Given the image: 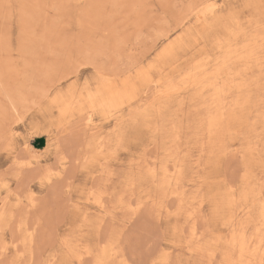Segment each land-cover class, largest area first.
<instances>
[{
	"label": "rangeland",
	"instance_id": "rangeland-1",
	"mask_svg": "<svg viewBox=\"0 0 264 264\" xmlns=\"http://www.w3.org/2000/svg\"><path fill=\"white\" fill-rule=\"evenodd\" d=\"M263 61L264 0H0V264H264Z\"/></svg>",
	"mask_w": 264,
	"mask_h": 264
},
{
	"label": "bare ground",
	"instance_id": "bare-ground-1",
	"mask_svg": "<svg viewBox=\"0 0 264 264\" xmlns=\"http://www.w3.org/2000/svg\"><path fill=\"white\" fill-rule=\"evenodd\" d=\"M214 7V6H213ZM261 29H263V28H261ZM257 30V29H256ZM258 32V31H257ZM259 33V32H258ZM235 39V38H234ZM232 45V44H231ZM230 45V46H231ZM262 50H263V48H262ZM227 55H228V53H227ZM261 60V59H260ZM264 62V61H263ZM264 69V68H263ZM72 76V75H71ZM258 83V82H257ZM212 88H214V87H212ZM242 88V87H241ZM259 92V91H258ZM119 93V92H118ZM115 94V93H114ZM114 94L112 93V95L114 96ZM253 94V93H252ZM115 96H116V94H115ZM165 96V95H164ZM57 98V97H56ZM91 98V97H90ZM57 102V101H56ZM217 102V101H216ZM58 104V103H57ZM60 104H62V103H60ZM80 104V103H79ZM59 111V110H58ZM65 118V117H64ZM58 119H60V118H58ZM61 120V119H60ZM50 147L52 148L53 147V149H54V151H56V149H57V145H56V143H50L49 145H47V146H44L43 148H41V149H38L39 151H42V152H45V151H48L49 149H50ZM5 148V147H4ZM37 149V148H36ZM52 149V150H53ZM50 152V151H49ZM255 152V151H254ZM257 179V178H256ZM255 192V191H254ZM245 198V197H244ZM261 200V199H260ZM182 206V205H181ZM246 215V214H245ZM262 218L264 219V211L262 212ZM251 226V225H250ZM264 226V225H263ZM238 242H239V247H240V250H241V252H242V250H243V239L242 238H239L238 239ZM237 246V245H236ZM241 256V255H240ZM243 263V262H242Z\"/></svg>",
	"mask_w": 264,
	"mask_h": 264
}]
</instances>
